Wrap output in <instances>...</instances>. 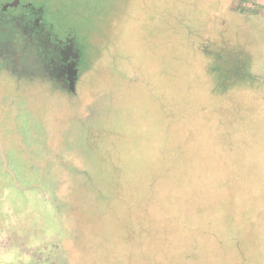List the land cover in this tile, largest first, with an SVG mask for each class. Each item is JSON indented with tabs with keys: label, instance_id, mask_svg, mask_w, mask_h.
Masks as SVG:
<instances>
[{
	"label": "rangeland",
	"instance_id": "374dc122",
	"mask_svg": "<svg viewBox=\"0 0 264 264\" xmlns=\"http://www.w3.org/2000/svg\"><path fill=\"white\" fill-rule=\"evenodd\" d=\"M29 1L79 77L0 71V264H264V7Z\"/></svg>",
	"mask_w": 264,
	"mask_h": 264
},
{
	"label": "flooded vegetation",
	"instance_id": "af4514ba",
	"mask_svg": "<svg viewBox=\"0 0 264 264\" xmlns=\"http://www.w3.org/2000/svg\"><path fill=\"white\" fill-rule=\"evenodd\" d=\"M43 7L29 0H0V71L62 83L72 92L79 77L77 42L72 34L61 36L53 29Z\"/></svg>",
	"mask_w": 264,
	"mask_h": 264
},
{
	"label": "trees",
	"instance_id": "16d2710c",
	"mask_svg": "<svg viewBox=\"0 0 264 264\" xmlns=\"http://www.w3.org/2000/svg\"><path fill=\"white\" fill-rule=\"evenodd\" d=\"M176 221H178L179 223H178V225H177V227H176V229L177 228H179V229H184V224H183V221H180L179 219H177ZM162 229V228H161ZM176 229L174 228V231L172 230V232L173 233H175L176 232ZM161 233H163L162 231H161ZM171 235H172V233H171ZM175 236V235H174ZM174 238V237H173ZM175 239H173V241H174ZM176 241V240H175ZM154 256H152L151 254L150 255H148L147 253H146V256H145V258H144V263L145 264H152V262L154 261V258H153ZM173 260L174 261H178V259L176 258V257H174L173 258Z\"/></svg>",
	"mask_w": 264,
	"mask_h": 264
},
{
	"label": "crops",
	"instance_id": "0c3cea01",
	"mask_svg": "<svg viewBox=\"0 0 264 264\" xmlns=\"http://www.w3.org/2000/svg\"><path fill=\"white\" fill-rule=\"evenodd\" d=\"M253 4L260 5L264 7V0H251Z\"/></svg>",
	"mask_w": 264,
	"mask_h": 264
}]
</instances>
